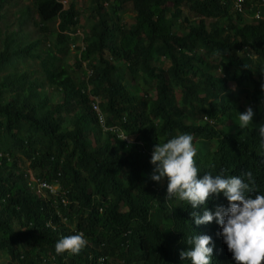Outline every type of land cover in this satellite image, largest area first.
Returning <instances> with one entry per match:
<instances>
[{
    "label": "trees",
    "instance_id": "trees-1",
    "mask_svg": "<svg viewBox=\"0 0 264 264\" xmlns=\"http://www.w3.org/2000/svg\"><path fill=\"white\" fill-rule=\"evenodd\" d=\"M27 1L0 0V264H95L99 256L103 264H190L179 252L194 232L212 236L210 264H235L218 225L198 227L190 215L227 206L226 198L195 209L166 199L167 185L150 179V157L101 131L89 95L105 105L107 125L147 147L191 133L198 175L250 171L252 194L264 193V151L251 128L264 94V3L244 0L238 13L233 0H88L80 22L75 0ZM184 8L195 19L184 17L179 35ZM248 106L252 123L241 129L238 111ZM29 175L59 192L37 193ZM75 232L87 245L57 254L55 242Z\"/></svg>",
    "mask_w": 264,
    "mask_h": 264
},
{
    "label": "clouds",
    "instance_id": "clouds-1",
    "mask_svg": "<svg viewBox=\"0 0 264 264\" xmlns=\"http://www.w3.org/2000/svg\"><path fill=\"white\" fill-rule=\"evenodd\" d=\"M60 2L63 5V2ZM243 2L244 0H233L232 9L234 12H244ZM261 2L264 3V0H261ZM233 15L235 17L234 13ZM259 16V13L256 12L252 18L258 19ZM190 19L195 18L192 15L187 21H191ZM214 21L215 19H206L207 23H213ZM250 51V57L254 58L256 55L253 49ZM217 61L218 58H216ZM234 71L238 72L236 68H234ZM215 72L217 75H222L220 68H217ZM226 72L229 75L232 68L226 69ZM227 84L237 96L236 91L238 89L235 82L229 80ZM89 96L91 111L101 131L110 133L125 148L137 145L139 147L137 151L141 155L150 157L149 162L153 165L150 179L158 182L161 188L167 185L166 199L178 198L181 201H186L192 209H195L198 205L203 206L207 199L222 194L228 202L227 206L215 204L211 210L202 207L200 214L194 211L190 212L193 222L196 226L204 229L210 226L212 229V226L218 225L216 226L219 230L218 234L223 238L229 250L224 253L228 259L232 258L235 264H264V193L255 192L254 195L252 194L255 188V180L250 171L242 172L239 175H225L224 170L221 169L216 174L204 171L202 175H198L201 172L194 160L197 154V145L196 143L193 144L191 133H177L164 142H156L154 145L147 147L143 142L137 141L135 135L126 133L120 126L107 125L105 105H102L99 97ZM241 97L233 99V104L237 105L241 102ZM258 103L256 123L251 128H257L260 147L264 151V94L259 98ZM253 116L254 111L251 106L246 107L244 111H238L239 127L241 129L248 127L252 123ZM201 122L213 126L215 123L214 118L209 115L203 116ZM257 124L259 125L257 126ZM229 128L225 126L224 130L229 131ZM32 179L30 182L34 184L33 188L37 193H43V190L46 189L52 194L59 192L57 184ZM42 183H45L48 187L41 186ZM185 241L188 247L180 250L181 260H188L190 264H210L214 246L212 236L194 232ZM86 245L87 240L83 233L75 232L71 235L61 236L55 242L54 248L57 254L67 252L74 255L79 254ZM216 254L218 253L216 252ZM106 260H108V257L99 256L96 258L95 264H103ZM110 261H112L111 258ZM46 262L47 264H56L53 260ZM112 262L114 264H124L119 258Z\"/></svg>",
    "mask_w": 264,
    "mask_h": 264
},
{
    "label": "rangeland",
    "instance_id": "rangeland-1",
    "mask_svg": "<svg viewBox=\"0 0 264 264\" xmlns=\"http://www.w3.org/2000/svg\"><path fill=\"white\" fill-rule=\"evenodd\" d=\"M20 1V4H28L29 2L27 0H19ZM63 2V6L64 7H67L68 4L70 3L71 0H61ZM76 1V7L77 9H79L81 12H82V15L80 17V22H83L84 21V18L86 16V12L82 11L85 9L86 5H87V1L88 0H75ZM133 16L134 14L131 13V12H127L125 14H123L121 16L122 20L126 23H130L133 21ZM191 13L188 11L187 8H184L182 9V14L181 16L177 19L175 25L173 26V31L179 35H182L183 33H186L187 31V27H186V22L183 20V18L185 17L187 20L189 18H191ZM232 19L234 20V15L232 16ZM210 22V21H209ZM56 26V22L54 24ZM80 35V34H79ZM70 57L68 58L67 60V63L68 64H73L74 63V56H75V53L73 50H71L70 48ZM29 180H33L32 179V176L29 175Z\"/></svg>",
    "mask_w": 264,
    "mask_h": 264
},
{
    "label": "built area",
    "instance_id": "built-area-1",
    "mask_svg": "<svg viewBox=\"0 0 264 264\" xmlns=\"http://www.w3.org/2000/svg\"><path fill=\"white\" fill-rule=\"evenodd\" d=\"M41 186L48 187V185H46L45 183H42Z\"/></svg>",
    "mask_w": 264,
    "mask_h": 264
}]
</instances>
